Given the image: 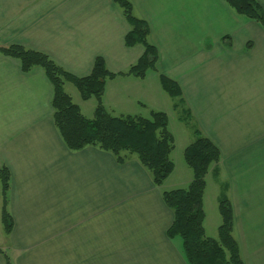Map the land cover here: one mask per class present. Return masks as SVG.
Here are the masks:
<instances>
[{"label":"crops","instance_id":"obj_1","mask_svg":"<svg viewBox=\"0 0 264 264\" xmlns=\"http://www.w3.org/2000/svg\"><path fill=\"white\" fill-rule=\"evenodd\" d=\"M257 1L264 9V0ZM131 2L158 51L152 71L158 82L161 73L178 83L191 115L199 118L202 108L214 107L204 103L206 95L234 100L237 86L246 91L243 84H257L251 90L258 95L242 97L239 107L232 103L244 118L243 129L230 119L227 136L241 143V151L232 154L225 171L241 257L244 264H264V27L223 0ZM128 30L113 0H0V46L42 52L79 77L90 73L99 56L116 74L134 64L143 46L124 44ZM148 77L108 79L101 99L106 110L122 114L145 106ZM161 91L160 86L158 96ZM52 94L41 68L24 72L17 59L0 53V166L10 172L13 219L6 237L0 187V264L1 251L14 264H187L180 239L166 235L173 213L162 199L163 185L154 184L134 155L119 163L96 146L69 150L53 121Z\"/></svg>","mask_w":264,"mask_h":264},{"label":"trees","instance_id":"obj_2","mask_svg":"<svg viewBox=\"0 0 264 264\" xmlns=\"http://www.w3.org/2000/svg\"><path fill=\"white\" fill-rule=\"evenodd\" d=\"M121 9L129 25L124 36L127 47L142 45L143 52L137 61L125 72L137 78H144L149 70L156 71L157 48L149 42L147 22L137 17L131 0H113ZM238 15L258 22L264 27V9L257 0H223ZM0 53L15 58L24 72L34 67L41 68L53 89L51 106L54 124L69 150L76 151L85 146H96L112 153L119 163L130 155H135L150 172L154 184L162 186L174 170L170 154L174 149V137L168 129L165 112L151 110L150 117L141 115H112L102 104V94L106 81L116 73L110 72L102 57H96L90 73L75 76L55 63L48 55L24 48L20 45L0 46ZM160 86L169 96L176 98L173 108L183 107V119L191 116L190 109L184 107L180 86L164 74L158 75ZM65 83L76 87L82 100L94 96L97 105L92 117L82 114L65 90ZM195 139L184 149L183 157L192 170V179L186 188L162 190V199L173 213V220L166 231L168 238H179L180 248L187 264H244L238 241L233 235L234 213L230 199L226 195L218 198L221 223L217 236L206 235L204 228L203 196L205 177L211 165L218 169L221 160L219 147L194 126ZM0 187L2 197L1 223L7 237L13 227V219L8 210L10 172L0 166ZM5 264H14L10 256L1 251Z\"/></svg>","mask_w":264,"mask_h":264},{"label":"rangeland","instance_id":"obj_3","mask_svg":"<svg viewBox=\"0 0 264 264\" xmlns=\"http://www.w3.org/2000/svg\"><path fill=\"white\" fill-rule=\"evenodd\" d=\"M245 18V17H244ZM188 36L191 32H186ZM148 78L145 81L144 86L150 89V100L146 98L145 106H135L130 113H120L119 110L111 111L107 110L112 115L120 116V115H141L143 117H150L151 110H159L166 113L168 118V129L172 133L174 137V149L170 154V158L174 163V170L170 174V176L164 181L162 188L164 190L174 189V188H186L189 182L192 179V170L187 166L184 161L183 152L185 147L195 139V135L193 132L194 126H196L202 133V135L208 136V131H214V135L217 136L219 143L217 142V146L220 150L224 152L221 154V160L218 163V169L213 171V165L210 166L208 173L206 174L205 181L206 187L203 196L204 203V211H205V219H204V228L206 235L210 237L217 236V228L221 223V216L218 211V198L221 195H228L227 191L228 186V176L225 170L226 164L231 163L232 154H240L241 143H231L229 142V138L227 136V127L230 124V119L238 121L237 123L241 127L240 133L242 131V123L244 118L241 117V112L239 113V109H232L233 104L239 107V102L243 97H254L258 95L259 92L251 90L253 87H257V84H243L246 87H249L246 91L242 89V87L237 86L234 91V100H227L226 95H218L217 93L206 95L204 103H214V107L207 110L202 108L199 113L197 112L196 117L194 113L187 118V120L183 119V107L173 108V104L176 102V98L169 96L166 92H162V96L159 95L160 85L158 79L156 77V73L152 70L148 71ZM151 74V77H150ZM248 85V86H247ZM157 88L158 93L155 96V89ZM241 88V89H240ZM65 89L72 96V100L74 103H77L81 107V112L87 116L92 117L94 109L97 105V99L92 96L87 100H82L78 90L71 83H65ZM217 92V91H216ZM244 93H248L249 95L244 96ZM155 96V97H154ZM207 101V102H206ZM216 102V103H215ZM233 103V104H232ZM239 103V104H238ZM252 103V101H250ZM215 104H217L215 106ZM207 105V104H206ZM186 108V106L184 105ZM200 109V108H199ZM234 110V111H232ZM257 112L249 113V117L252 118V115H258ZM228 116L227 124L226 117ZM248 121V120H247ZM202 124V125H201ZM205 129V131H204ZM209 131V132H210ZM207 132V133H206ZM209 137V136H208ZM210 138V137H209ZM211 139V138H210ZM135 156V155H134ZM235 159V158H234ZM256 163V160H255ZM230 165V164H229ZM254 172H257L255 169ZM254 179L252 184L257 185L258 181L257 173L252 175ZM256 197H259V190L256 189ZM257 211V210H256ZM253 225L256 229L260 226V220L258 218V213L252 214ZM235 237L238 239L237 234L234 230L233 232Z\"/></svg>","mask_w":264,"mask_h":264}]
</instances>
